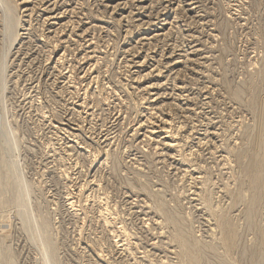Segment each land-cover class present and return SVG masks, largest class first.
Masks as SVG:
<instances>
[{"label":"rangeland","instance_id":"374dc122","mask_svg":"<svg viewBox=\"0 0 264 264\" xmlns=\"http://www.w3.org/2000/svg\"><path fill=\"white\" fill-rule=\"evenodd\" d=\"M7 1L0 264H264V0Z\"/></svg>","mask_w":264,"mask_h":264},{"label":"bare ground","instance_id":"6f19581e","mask_svg":"<svg viewBox=\"0 0 264 264\" xmlns=\"http://www.w3.org/2000/svg\"><path fill=\"white\" fill-rule=\"evenodd\" d=\"M58 1H59V0H58ZM0 2L2 3L3 6L8 7V1H7V0H0ZM23 2H24V1H23ZM26 2L28 3V1H26ZM41 2H42V1H41ZM9 3H10V2H9ZM56 3H57V1H56ZM69 3H70V2H69ZM122 3H123V2H122ZM10 4H11V3H10ZM46 4H47V3H46ZM49 4H50V3H49ZM47 5H48V4H47ZM55 5H56V4H55ZM12 6H13V5H12ZM15 6H16V5H15ZM57 7H58V6H57ZM9 8H10V6H9ZM53 8H54V7H53ZM45 9H46V8H45ZM57 9H58V8H57ZM141 10H142V9H141ZM13 11H14V10H13ZM56 11H57V10H56ZM50 12H51V11H50ZM52 12H53V9H52ZM11 13H12V12H11ZM82 13H83V12H82ZM53 14H54V13H53ZM55 14H56V12H55ZM60 14H61V13H60ZM20 15H21V14H20ZM50 15H51V14H50ZM51 16H52V15H51ZM57 16H60V15H57ZM57 16H56V17H57ZM13 18H14V16L12 17V15L10 14V15H9V19L12 20ZM49 18H50V17H49ZM49 18H48V19H49ZM50 19H52V18H50ZM119 21H120V20H119ZM78 23H79V22H78ZM151 23H152V22H151ZM15 24H16V23H15ZM132 25H133V24H132ZM16 27H17V26H16ZM16 27H15V28H16ZM24 27H25V26H24ZM67 27H68V26H67ZM13 28H14V27H13ZM89 28H90V27H89ZM136 28H137V27H136ZM50 29H51V28H50ZM17 30H18V29H17ZM25 32H26V31H25ZM15 34H16V33H15ZM28 36H29V35H28ZM148 38H149V37H148ZM150 39H151V38H150ZM26 41H27V40H26ZM10 42H11V41H10ZM89 42H90V41H89ZM9 44H10V43H9ZM66 46H67V45H66ZM62 47H63V46H62ZM67 47H68V46H67ZM80 48H81V47H80ZM44 49H45V48H44ZM45 50H46V49H45ZM74 50H75V49H74ZM86 51H87V50H86ZM132 52H133V51H132ZM137 53H138V52H137ZM185 53H186V52H185ZM15 55H16V54H15ZM120 55H121V54H120ZM125 55H126V54H125ZM89 56H90V55H89ZM4 57H5V56H4ZM7 57H8V56H7ZM124 57H125V56H124ZM69 58H70V57H69ZM178 61H179V60H178ZM138 63H139V62H138ZM140 64H141V63H140ZM152 70H153V69H152ZM133 71H134V70H133ZM86 72H87V71H86ZM156 72H157V71H156ZM101 74H102V73H101ZM4 76H5V75H4ZM173 77H174V76H173ZM175 78H176V77H175ZM73 80H74V79H73ZM94 80H95V79H94ZM133 81H134V80H133ZM75 82H76V81H75ZM107 83H108V82H107ZM164 83H165V82H164ZM50 84H51V83H50ZM36 85H37V84H36ZM152 86H153V85H152ZM160 86H161V85H160ZM179 86H180V85H179ZM154 87H155V86H154ZM80 88H81V87H80ZM149 88L152 89L151 87H149ZM153 89H154V88H153ZM66 90H67V89H66ZM123 90H124V89H123ZM172 90H173V89H172ZM5 92H6V91H5ZM94 92H95V91H94ZM164 92H165V91H164ZM58 93H59V92H58ZM148 93H149V92H148ZM157 94H158V93H157ZM166 94H167V93H166ZM161 95H162V94H161ZM2 96H3V95H2ZM143 100H144V99H143ZM89 102H90V101H89ZM103 102H104V101H103ZM157 103H158V102H157ZM118 105H119V104H118ZM156 105H157V104H156ZM0 106H1V105H0ZM59 106H60V105H59ZM160 107H161V106H160ZM89 108H91V107H89ZM154 108H155V107H154ZM191 108H192V107H191ZM95 109H96V108H95ZM47 110H48V109H47ZM4 111H5V110H4ZM57 111H58V110H57ZM162 111H163V110H162ZM100 113H101V112H100ZM55 114H56V113H55ZM50 117H51V116H50ZM151 117H152V116H151ZM4 118H5V117H4ZM148 119H149V118H148ZM262 119H263V118H262ZM78 121H79V120H78ZM164 121H165V120H164ZM164 121H163V123H165ZM166 121H167V120H166ZM55 122H56V121H55ZM64 122H65V121H64ZM93 122H94V121H93ZM161 122H162V121H161ZM262 122H263V121H262ZM166 123H167V122H166ZM52 124H53V123H52ZM79 125H80V124H79ZM137 125H138V124H137ZM261 125H262V124H261ZM164 126H165V125H164ZM137 127H138V126H137ZM180 127H181V126H180ZM159 128H160V127H159ZM162 128H163V130H164V127H162ZM163 130H161V131H163ZM96 131H97V130H96ZM100 131H101V130H100ZM161 131H160V132H161ZM156 132H158V131H154V128H153V130L151 131V133H156ZM164 132H165V131H164ZM63 133H64V132H63ZM70 133H71V132H70ZM169 133H170V132H169ZM84 134H85V133H84ZM112 134H113V133H112ZM133 134H134V133H133ZM145 135H147V134H145ZM257 135H258V134H257ZM260 135H261V134H260ZM255 140H256V139H255ZM257 140H258V139H257ZM123 141H124V140H123ZM157 141H158V140H157ZM177 141H178V140H177ZM116 142H117V141H116ZM166 142H167V141H165V145H166V144L169 145V143H166ZM135 143H136V142H135ZM70 145H71V144H70ZM116 145H117V144H116ZM118 146H119V145H118ZM169 146H171V144H170ZM169 146H168V147H169ZM155 147H156V146H155ZM171 147H172V146H171ZM104 150H105V149H104ZM3 152H4V151H3ZM160 152H161V151H160ZM9 154H10V153H9ZM107 154H108V153H107ZM97 155H98V154H97ZM5 157H6V156H5ZM108 157H109V156H108ZM16 159H17V158H16ZM263 159H264V157H263ZM14 160H15V159H14ZM5 162H6V161H5ZM262 162H263V161H262ZM254 164H255V163H254ZM11 165H12V164H11ZM134 165H135V164H134ZM2 166H3V165H2ZM8 166H9V165H8ZM253 167H254V166H253ZM132 170H133V169H132ZM12 171H13V170H12ZM260 172H261V171H260ZM133 173H134V172H133ZM262 173H263V172H262ZM2 174H3V173H2ZM2 174H1V175H2ZM256 174H257V173H256ZM256 174H255V175H256ZM198 175H199V174H198ZM2 176H3V175H2ZM138 176H139V175H138ZM201 176H202V175H201ZM257 176H259V175H257ZM260 176H262V175H260ZM260 176H259V177H260ZM4 177H5V176H4ZM259 177H256V179L253 178V180H255V181L253 182V184H255V187L257 186L256 188H259V187H258V184L261 183V180H262V179L259 178ZM262 178H264V177L262 176ZM11 181H12V180H11ZM262 181H264V180H262ZM200 182H201V181H200ZM205 182H206V181H205ZM7 183H8V182H7ZM11 184H12V183H11ZM14 184H15V183H14ZM3 185H4V184H3ZM9 185H10V184H9ZM1 186H2V185H1ZM5 186H6V185H5ZM1 188H2V187H1ZM12 189H13V188H12ZM20 189H21V188H20ZM254 189H255V188H254ZM252 190H253V189H252ZM10 191H11V190H10ZM12 191H13V190H12ZM28 191H29V190H28ZM255 191H256V190H255ZM20 192H21V191H20ZM196 192H197V191H196ZM15 193H16V192H15ZM7 194H8V193H7ZM255 196H256V195H255ZM6 197H7V196H6ZM206 197H207V196H206ZM208 197H210V196H208ZM5 199H6V198H5ZM14 199H15V198H14ZM1 200H2V199H1ZM1 200H0V201H1ZM3 200H4V199H3ZM3 200H2V201H3ZM252 200H253V199H252ZM254 200H256V199H254ZM254 200H253V202H256V201H257V200H256V201H254ZM4 203H5V200H4ZM4 203H3V204H4ZM5 204H6V203H5ZM161 205H164V204H161ZM251 205H252V204H251ZM255 205H256V204H255ZM251 209H252V207H251ZM251 209H250V210H251ZM205 210H206V209H205ZM254 210H255V209H254ZM27 211H28V210H27ZM251 211H252V210H251ZM25 212H26V211H25ZM211 212H212V211H211ZM249 215H250V214H249ZM251 215H252V214H251ZM164 216H165V215H164ZM247 216H248V215H247ZM0 218H2V217H0ZM4 218H6V217H4ZM167 218H168V217H167ZM169 218H170V217H169ZM220 219H221V218H220ZM159 220H160V219H159ZM170 220H171V219H170ZM29 221H30V220H29ZM177 221H178V220H177ZM2 223H3V222H2ZM25 224H26V223H25ZM179 228H180V227H179ZM122 229H123V228H122ZM174 230H175V229H174ZM182 230H183V229H182ZM185 230H186V229H185ZM189 230H190V228H189ZM230 230H231V229H230ZM39 232H40V231H39ZM45 232H46V230H45ZM40 233H41V232H40ZM46 233H47V232H46ZM233 233H234V232H233ZM42 234H43V233H42ZM163 234H164V233H163ZM181 234H182V232H181ZM181 234H180V235H181ZM184 234H185V232H184ZM228 234H229V233H228ZM39 235H40V234H39ZM180 235H178V236H180ZM33 236H34V234H33ZM35 236H36V235H35ZM41 236H42V235H41ZM43 236H44V235H43ZM45 236H46V235H45ZM45 236H44V237H45ZM166 236H167V235H166ZM181 236H182V235H181ZM44 237H43V238H44ZM46 237H47V236H46ZM182 237H183V236H182ZM184 237H185V236H184ZM41 238H42V237H41ZM169 238H170V237H169ZM180 238H181V237H180ZM46 239H47V238H46ZM160 239H161V238H160ZM184 239H187V238H184ZM184 239H182L183 246L185 247V250L189 252V248L191 247V244L188 243V241H187V240H184ZM47 240H48V239H47ZM210 242H211V241H210ZM192 243H193V242H192ZM227 243H228V242H227ZM173 244H174V243H173ZM193 244H194V243H193ZM46 245H47V244H46ZM161 245H162V243H161ZM195 246H196V245H195ZM195 246H194V247H195ZM201 246H202V245H201ZM177 247H178V246H177ZM192 247H193V245H192ZM194 247H193V248H194ZM193 248H192V250H195V249H193ZM195 248H196V247H195ZM200 248H201V247H200ZM216 248H217V247H216ZM167 249H168V248H167ZM190 249H191V248H190ZM198 249H199V248H198ZM160 250H161V249H160ZM179 250H180V249H179ZM192 250H191V251H192ZM196 250H197V249H196ZM200 250H201V249H200ZM204 250H205V249H204ZM197 251H198V250H197ZM202 251H203V250H202ZM209 251H210V250H209ZM214 251H215V250H214ZM179 252H180V251H179ZM193 252H194V251H193ZM251 252H252V251H251ZM212 253H213V252H212ZM216 253H217V252H216ZM191 254H192V253H191ZM198 254H199V252H198ZM218 255H219V254H218ZM257 255H258V254H257ZM188 256H189V255H188ZM194 256H195V255H194ZM174 257H175V256H174ZM192 257H193V255H192ZM192 257H190V261H189V262H190L191 264H198L197 260L194 259V258H192ZM195 257H196V256H195ZM202 257H203V256H202ZM202 257H201V258H202ZM223 257H224V256H223ZM259 257H260V256H259ZM198 259H199V257H198ZM173 261H174V260H173ZM198 261H199V260H198ZM202 262H203V261H202ZM202 262H201V263H202ZM220 262H221V261H220ZM260 263H261V262H260ZM8 264H9V263H8ZM10 264H11V263H10ZM207 264H208V263H207ZM222 264H223V263H222Z\"/></svg>","mask_w":264,"mask_h":264}]
</instances>
